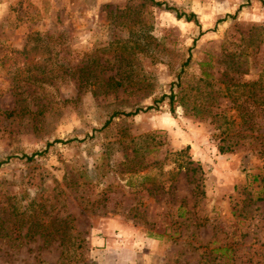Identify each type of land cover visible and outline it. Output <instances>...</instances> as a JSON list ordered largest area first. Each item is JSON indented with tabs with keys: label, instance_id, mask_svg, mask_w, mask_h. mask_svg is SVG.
Instances as JSON below:
<instances>
[{
	"label": "rangeland",
	"instance_id": "rangeland-1",
	"mask_svg": "<svg viewBox=\"0 0 264 264\" xmlns=\"http://www.w3.org/2000/svg\"><path fill=\"white\" fill-rule=\"evenodd\" d=\"M160 1L0 0V264H264V0Z\"/></svg>",
	"mask_w": 264,
	"mask_h": 264
},
{
	"label": "trees",
	"instance_id": "trees-1",
	"mask_svg": "<svg viewBox=\"0 0 264 264\" xmlns=\"http://www.w3.org/2000/svg\"><path fill=\"white\" fill-rule=\"evenodd\" d=\"M147 1H149L152 4L157 5V6H164L166 9L175 12V15H176L177 18L184 17L186 21H194L195 23H197L196 14L193 13V12L186 13V12L177 10L175 7L167 5V4H165L164 2H162L160 0H147ZM224 19H225V17L220 18L219 21H222ZM186 62H188V59L185 61V63ZM174 99H175V94L171 92L169 94V104L171 106V110H173V101H174ZM150 108H152V105L147 106L145 108L137 107L134 110L127 111V112L126 111H122L120 113L123 114V115H134V114H136V113H138L140 111L149 110ZM73 140H79V138L72 137V138H68V139H65V140H63V139H54L53 141L47 143V147L52 145V144H54V143H56V142L66 143V142H70V141H73ZM229 149H231V148L225 147L223 145H219L220 152H225V151H228ZM35 154L36 153H32L31 155L22 154L21 157L26 158L27 160H32L34 158ZM194 169L195 168H191V170H193V173H194ZM263 199H264V193L257 197L258 201L263 200Z\"/></svg>",
	"mask_w": 264,
	"mask_h": 264
}]
</instances>
